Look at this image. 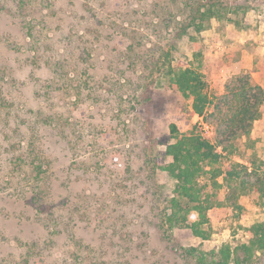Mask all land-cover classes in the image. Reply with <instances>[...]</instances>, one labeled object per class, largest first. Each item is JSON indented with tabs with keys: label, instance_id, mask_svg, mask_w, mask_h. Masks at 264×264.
I'll return each mask as SVG.
<instances>
[{
	"label": "rangeland",
	"instance_id": "obj_1",
	"mask_svg": "<svg viewBox=\"0 0 264 264\" xmlns=\"http://www.w3.org/2000/svg\"><path fill=\"white\" fill-rule=\"evenodd\" d=\"M193 1L217 15L201 33L191 30L194 41L177 42L172 67H199L211 97L244 73L264 88V0ZM174 5L0 0V264H195L181 248L198 256L236 247L248 241V227L264 222V206L247 195L227 202L224 184L215 193L227 204L208 212L207 239L174 222L177 250L165 240L160 216L171 215L178 198L177 180L165 170L173 161L170 124L197 123L218 146L212 119L192 116V101L171 85L169 64L147 68L127 58L131 49L151 57L170 41L158 14ZM152 81L151 101L132 111L134 94L143 99ZM132 83L141 84L138 93ZM125 84L131 88L117 96ZM262 112L222 166L231 159L251 167L254 153L264 163ZM251 264H264V252Z\"/></svg>",
	"mask_w": 264,
	"mask_h": 264
},
{
	"label": "trees",
	"instance_id": "obj_2",
	"mask_svg": "<svg viewBox=\"0 0 264 264\" xmlns=\"http://www.w3.org/2000/svg\"><path fill=\"white\" fill-rule=\"evenodd\" d=\"M175 3V9L168 7L164 12L159 10L158 14V24L169 33L170 41L156 45L151 57L131 49L127 58L132 64H143L147 68L158 66L161 62L169 64L171 85L188 101H192V116L198 115L207 122L208 118L212 119L222 153L218 151L217 145L203 137L197 123L176 121L170 124L172 141L166 144V154L173 161L165 170L177 180L175 194L178 198L175 197L171 201L173 213L160 216L165 240L170 245L174 244L170 233L174 222H182L199 238L209 237L203 226L209 223L208 212L211 209L227 204L219 201L215 193L219 192L224 184L228 191L225 198L227 202L236 204L240 197L247 195L255 199L257 205L264 206V176L259 175V164L264 163L259 161L256 153L252 154L251 167L231 159L225 162L224 166L221 165L222 158L233 153L237 141L250 138L254 123L262 118L264 88L253 80L250 73H244L232 76L225 86L224 93L211 97L206 92L207 82L199 67L185 61H179L176 67H172L173 51L176 50L177 42L184 36H190L194 41L195 37L190 35L191 30L201 33L205 30L206 22L217 15L212 7H206L202 11L203 5H195L193 0L184 1V4L175 0ZM144 78L141 77L146 80ZM151 83L153 81L146 84L145 92L143 90L141 94L143 99L139 100L137 94H134V101L130 102L132 111H135L137 104L151 101ZM133 85L136 86L134 93H138L142 88L140 83H132ZM128 86L125 84L123 87H117L113 92L120 96L124 87ZM206 175H210V185L207 186L202 181ZM248 177H253V180L246 181ZM220 178L223 179V184L220 183ZM246 232L248 241L236 247L225 244L217 251L198 256L194 248H181L182 256L196 258L195 264H251L258 253L264 252V222L251 225ZM173 247L176 251L177 248L174 245Z\"/></svg>",
	"mask_w": 264,
	"mask_h": 264
},
{
	"label": "crops",
	"instance_id": "obj_3",
	"mask_svg": "<svg viewBox=\"0 0 264 264\" xmlns=\"http://www.w3.org/2000/svg\"><path fill=\"white\" fill-rule=\"evenodd\" d=\"M262 120H259V122H261Z\"/></svg>",
	"mask_w": 264,
	"mask_h": 264
}]
</instances>
